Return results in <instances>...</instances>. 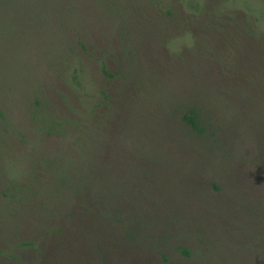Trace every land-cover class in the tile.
Segmentation results:
<instances>
[{"label": "rangeland", "instance_id": "374dc122", "mask_svg": "<svg viewBox=\"0 0 264 264\" xmlns=\"http://www.w3.org/2000/svg\"><path fill=\"white\" fill-rule=\"evenodd\" d=\"M0 264H264V0H0Z\"/></svg>", "mask_w": 264, "mask_h": 264}, {"label": "trees", "instance_id": "16d2710c", "mask_svg": "<svg viewBox=\"0 0 264 264\" xmlns=\"http://www.w3.org/2000/svg\"><path fill=\"white\" fill-rule=\"evenodd\" d=\"M164 2V1H163ZM169 4V3H168ZM173 3H171V5H172ZM190 112H191V115L190 116H185L184 117V120H185V122L189 125V126H191L193 129H195V130H199V128H198V126H197V124H196V120H195V118H194V113H195V111L194 110H190ZM40 119H43V120H45V124H48V125H46V127L48 128V130L47 131H45L47 134H49V135H51L53 132H55L56 131V129H55V126H60L61 125V122L60 123H56V121H55V119L54 118H47V117H45L44 116V114H43V111H39V112H37L36 113V116L34 117V120L35 121H39V123H40Z\"/></svg>", "mask_w": 264, "mask_h": 264}]
</instances>
